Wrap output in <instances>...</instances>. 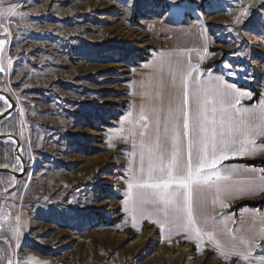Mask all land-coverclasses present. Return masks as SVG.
<instances>
[{"label":"rangeland","instance_id":"obj_1","mask_svg":"<svg viewBox=\"0 0 264 264\" xmlns=\"http://www.w3.org/2000/svg\"><path fill=\"white\" fill-rule=\"evenodd\" d=\"M164 49L202 51L204 72L264 104V0H0V90L16 103L0 136L26 169L0 178V264H264V243L236 255L130 227L123 121Z\"/></svg>","mask_w":264,"mask_h":264},{"label":"crops","instance_id":"obj_2","mask_svg":"<svg viewBox=\"0 0 264 264\" xmlns=\"http://www.w3.org/2000/svg\"><path fill=\"white\" fill-rule=\"evenodd\" d=\"M201 62L202 51L164 49L134 75L123 121L129 224L250 255L264 243V209L234 207L264 199L263 169L245 164L264 162V104Z\"/></svg>","mask_w":264,"mask_h":264},{"label":"trees","instance_id":"obj_3","mask_svg":"<svg viewBox=\"0 0 264 264\" xmlns=\"http://www.w3.org/2000/svg\"><path fill=\"white\" fill-rule=\"evenodd\" d=\"M254 101H256V100L254 99ZM7 121H8V119L3 120L2 122H0V126L6 125ZM0 135H4V134L0 133ZM15 138H17V137H15ZM11 142L12 141H0V166L1 167L10 166V165L6 164L7 162H3L4 160L9 159V162H14L15 161V158H16L15 150H13V148L11 147V151L8 152V148H5V146L8 145V144L10 145ZM4 156H7V158H5ZM240 163H244V162H240ZM245 164H248V165H251V166H255V167H260L264 171V162H253V163H245ZM8 168H9V171L14 172L11 169V167H8ZM8 177L10 178L11 176L10 175H6V174H0V178H8ZM244 207L262 210V209H264V200L258 201V202H242V203L238 204L237 206H235L234 208L235 209H241V208H244Z\"/></svg>","mask_w":264,"mask_h":264},{"label":"water","instance_id":"obj_4","mask_svg":"<svg viewBox=\"0 0 264 264\" xmlns=\"http://www.w3.org/2000/svg\"><path fill=\"white\" fill-rule=\"evenodd\" d=\"M0 98L5 99L9 104V108L3 114L0 115V122H2L3 120L10 117L15 112L16 103L11 99V97L8 94H6L2 91H0ZM6 140H10V141H13L15 143V145H16L15 156L22 163L23 169H22L21 174H16V173H13L7 169L2 168V169H0V174L10 175V176L17 178V179L22 178L26 169H25V161L22 158V156L20 155V142L14 136H10V135L0 136V141H6Z\"/></svg>","mask_w":264,"mask_h":264}]
</instances>
